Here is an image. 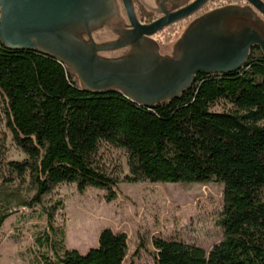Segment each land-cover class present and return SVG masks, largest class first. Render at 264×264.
I'll list each match as a JSON object with an SVG mask.
<instances>
[{"label":"trees","instance_id":"trees-1","mask_svg":"<svg viewBox=\"0 0 264 264\" xmlns=\"http://www.w3.org/2000/svg\"><path fill=\"white\" fill-rule=\"evenodd\" d=\"M240 0H214L205 11ZM139 19H154L135 3ZM188 24L160 32L164 43ZM0 92L6 126L22 162L0 161V229L16 213L39 209L46 225L35 235V264H125L127 237L103 230L85 255L65 247L55 225L62 201L44 196L61 184L89 187L115 198L117 183L94 162L100 144L127 153L128 182L216 183L224 202L214 225L222 239L206 251L178 240L152 239L155 264H264V56L252 49L245 65L229 74L197 75L177 99L146 108L115 91L82 89L61 62L0 43ZM223 100L231 112H212ZM29 183L22 199L9 185Z\"/></svg>","mask_w":264,"mask_h":264},{"label":"water","instance_id":"water-1","mask_svg":"<svg viewBox=\"0 0 264 264\" xmlns=\"http://www.w3.org/2000/svg\"><path fill=\"white\" fill-rule=\"evenodd\" d=\"M139 20L134 0H0V43L67 67L87 91H115L146 108L177 99L210 76L240 70L254 48L264 56V0H243L191 21L169 55L154 36L213 0L188 1Z\"/></svg>","mask_w":264,"mask_h":264},{"label":"rangeland","instance_id":"rangeland-1","mask_svg":"<svg viewBox=\"0 0 264 264\" xmlns=\"http://www.w3.org/2000/svg\"><path fill=\"white\" fill-rule=\"evenodd\" d=\"M135 3L149 8L154 5L153 0H134ZM185 28L173 34L168 43L161 40L160 33L154 38L163 55L171 53ZM211 111L231 112L232 107L219 100ZM24 159L26 156L15 145L6 126V99L0 92V161ZM127 160L124 150L104 143L94 157L96 166L117 183L113 189L115 198L111 201L107 200L106 190L89 187L79 192L75 184L58 185L44 196L46 204L63 203L62 209L56 212L55 225L63 228L67 249L85 255L97 248L100 233L110 229L127 237L125 264H155L152 245L155 237L194 244L206 251L222 239V230L214 225L215 214L224 202L222 185L128 182L125 180L129 176ZM8 187L19 189L22 199L33 195L28 181L23 186L14 182ZM38 213V208L16 213L4 222L0 229V264H35V235L46 225V218Z\"/></svg>","mask_w":264,"mask_h":264},{"label":"flooded vegetation","instance_id":"flooded-vegetation-1","mask_svg":"<svg viewBox=\"0 0 264 264\" xmlns=\"http://www.w3.org/2000/svg\"><path fill=\"white\" fill-rule=\"evenodd\" d=\"M159 1L160 0H153V7H148L147 5H144V4H142V7H143V9L145 10V11H150V13L153 15V17H154V19L152 20V21H154L159 15H160V12H159V10H158V4H159ZM188 1H193V0H167L166 2H165V7H166V9L167 10H170V11H174V10H177V9H179V8H181L183 5H185ZM214 1V0H213ZM213 1H211L210 3H212ZM241 2H239V3H227V4H225V5H222V6H226V5H246L245 4V1H243V0H240ZM209 3V4H210ZM208 4V5H209ZM207 5V6H208ZM222 6H219V7H222ZM219 7H216V8H219ZM206 8V6L201 10V11H199L198 13H196L194 16H192V17H190V18H188V19H186V20H183V21H187L188 22V24L191 22V21H193L194 19H196L197 17H199V16H201L202 14H204V13H206V12H208V11H211V10H213V9H216V8H211V9H209V10H207V11H205L204 9ZM152 21H150V22H152ZM183 21H181V22H183ZM150 22H148V23H150ZM180 23V22H179ZM177 24V23H176ZM187 24V25H188ZM175 25V24H174ZM187 25H186V27H187ZM173 26V25H172ZM171 27V26H170ZM184 31V30H183ZM182 31V32H183ZM158 35V34H157ZM157 35H155L153 38H155V37H157ZM176 43V42H175ZM174 43V44H175ZM173 48V47H172ZM172 51V50H171Z\"/></svg>","mask_w":264,"mask_h":264}]
</instances>
